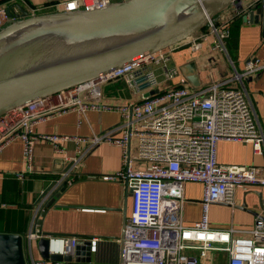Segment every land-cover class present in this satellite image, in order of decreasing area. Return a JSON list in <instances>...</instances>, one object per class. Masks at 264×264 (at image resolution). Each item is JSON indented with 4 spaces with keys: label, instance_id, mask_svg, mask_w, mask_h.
<instances>
[{
    "label": "built area",
    "instance_id": "2783aa9c",
    "mask_svg": "<svg viewBox=\"0 0 264 264\" xmlns=\"http://www.w3.org/2000/svg\"><path fill=\"white\" fill-rule=\"evenodd\" d=\"M19 1L29 15L41 14L44 9ZM120 1L126 0H63L55 11H90ZM256 4L264 8V0H250L242 8L232 3L195 37L139 57L96 80L37 98L0 117V152L16 140L21 143L25 170L16 174L18 180H23L24 173L32 172L37 140L49 143L57 154L64 153L66 144H74V154L60 161L62 168L54 187L40 193L29 217L27 231L23 234L26 264H91L75 261L78 238L46 234L39 229L38 219L52 191L62 183L66 187L74 184L77 178L74 170L100 144L121 149L120 168L101 175L100 180L122 183L130 190V211L119 250V264H202L199 258L204 257L206 245L211 256L203 264H264L262 220L256 219L248 229L233 226L217 229L210 226L208 219L210 205L234 207L238 189L264 186V177L256 167L223 165L216 157L220 141L248 143L254 154L261 153L264 136L242 79L264 69V64L257 59L248 60L241 72L235 71L227 80L192 88L171 63L173 48L185 47L195 52L206 42L210 43L212 52L228 58L226 41L231 23L246 17ZM8 11L0 5V28L19 15V12L9 11V14ZM115 80H121L134 98L122 104L106 101L102 86ZM141 85L146 87L140 89ZM152 90L157 92L143 97ZM68 112L75 113L78 126L88 112H117L120 121L91 137L36 134L38 123ZM81 143L85 144L83 149ZM187 183L200 184L202 190L200 217L190 226L184 225L182 219ZM260 209L258 216L264 217V200ZM40 239L47 240L48 255H67L72 260L35 259L32 243ZM85 241L90 243L89 251L95 252L98 239Z\"/></svg>",
    "mask_w": 264,
    "mask_h": 264
},
{
    "label": "crops",
    "instance_id": "0c3cea01",
    "mask_svg": "<svg viewBox=\"0 0 264 264\" xmlns=\"http://www.w3.org/2000/svg\"><path fill=\"white\" fill-rule=\"evenodd\" d=\"M28 6L44 8L40 13L54 12L63 0H23ZM0 5L10 12H19V7L26 10L19 0H0ZM46 6V7H45ZM47 6H52L47 9ZM210 43L203 44L199 51L175 47L171 52V63L176 66L181 76L187 81L188 76H197L199 88L212 82L227 80L235 72H241L248 60L257 59L264 64V35L260 22L258 24L241 22L238 27L235 46L232 51L217 54L209 48ZM184 49L190 53L184 52ZM175 59H179L175 62ZM243 88L251 103L258 126L264 136V69L242 79ZM102 95L106 101L116 104L127 103L132 95L121 80H115L102 86ZM120 116L117 112H88L81 124H76V115L68 112L54 116L35 127L37 135L58 134L68 137H91L117 125ZM81 149L85 147L80 144ZM74 154V144L65 145V151L57 154L52 146L42 140L34 145L32 172L24 173L23 180L17 175L24 172L21 143L16 140L0 152V232L24 234L27 231L29 217L33 214L41 192H44L61 171V159ZM217 161L223 165L254 166L259 175L264 177V144L261 153L254 154L251 144L244 142L220 141L216 147ZM121 164V149L108 144L98 145L92 153L86 155L74 170L75 183L67 187V192L57 203L75 206L122 208L124 185L122 183L103 182L100 176L116 171ZM42 175L43 177H38ZM50 176V177H44ZM95 177L93 180L87 178ZM56 189V188H55ZM201 185L187 183L184 186L186 203L182 210L183 224L190 226L196 222L201 213ZM51 195V194H50ZM49 195V197H50ZM264 200V186H244L236 191L235 206L212 204L209 207L210 226L227 229L230 226L248 229L253 226L256 214H261ZM130 197L127 201V216L130 211ZM21 211L22 216L8 221V213ZM5 212V215H4ZM12 213V212H11ZM263 215V214H262ZM8 224L11 229H7ZM39 229L46 234H63L84 236L79 240H89L93 236L118 237L122 227V214L118 211H94L78 209H48L41 219ZM12 228L23 230L13 231ZM22 234V235H23ZM67 235V236H69ZM91 236V237H89ZM96 238V237H94ZM120 245L117 239L98 240L95 252L91 254V264H118ZM39 256V255H38Z\"/></svg>",
    "mask_w": 264,
    "mask_h": 264
},
{
    "label": "water",
    "instance_id": "95a60500",
    "mask_svg": "<svg viewBox=\"0 0 264 264\" xmlns=\"http://www.w3.org/2000/svg\"><path fill=\"white\" fill-rule=\"evenodd\" d=\"M250 0H126L103 9L46 12L29 15L19 7L17 19L0 28V117L37 98L96 80L102 75L134 62L139 57L171 48L198 35L232 3L242 8ZM10 14V12L8 11ZM248 23L260 22L264 35V8L253 5ZM193 87L198 77L188 76ZM146 85H141L140 89ZM149 91L143 97L154 95ZM55 179V178H54ZM88 180L95 177L89 176ZM54 187L51 182L44 193ZM68 188L62 183L52 191L39 213L38 224L52 207L94 211H118L122 227L117 239L123 244L130 190L124 187L122 208L75 206L57 203ZM264 222V217L256 214ZM56 235V234H50ZM69 235V234H67ZM63 234L62 236H67ZM72 236V235H69ZM76 238L84 236L76 235ZM91 237V236H89ZM19 233L0 232V264H26ZM40 258L70 262V256L48 255L47 240L36 243ZM90 243L79 240L75 261H91ZM120 263V260H119ZM118 263V264H119Z\"/></svg>",
    "mask_w": 264,
    "mask_h": 264
},
{
    "label": "trees",
    "instance_id": "16d2710c",
    "mask_svg": "<svg viewBox=\"0 0 264 264\" xmlns=\"http://www.w3.org/2000/svg\"><path fill=\"white\" fill-rule=\"evenodd\" d=\"M240 22H241V19H236L230 25V36H229V38L226 41V49L228 51H230V50L232 51L233 45L235 46V42H236V38H237V32H238V27H239ZM38 177H43V176L40 175ZM44 177H50V176H44ZM53 178H56V176H53ZM7 213H8V221L11 220V214L13 216L12 219H15L17 215L19 217L22 216V212L21 211L17 212L16 210H14V211H10V212H7ZM4 215H5V212H4ZM7 229L8 230L11 229L9 224L7 226ZM12 229H13V231H20V232L23 230L22 228H19V229L12 228ZM9 231H7V232H9ZM13 233H15V232H13Z\"/></svg>",
    "mask_w": 264,
    "mask_h": 264
},
{
    "label": "rangeland",
    "instance_id": "374dc122",
    "mask_svg": "<svg viewBox=\"0 0 264 264\" xmlns=\"http://www.w3.org/2000/svg\"><path fill=\"white\" fill-rule=\"evenodd\" d=\"M56 10H59V9H56ZM188 51H187V49H184V52H187L190 55V53ZM178 61H179V59H175V62H178ZM157 80L160 81L161 80V77H158ZM163 86H164V84L161 83L160 84V87L163 88ZM132 148H135V145L134 144H132ZM32 254H33V257L35 259L39 258L38 252H37V246H36V243L35 242L32 243Z\"/></svg>",
    "mask_w": 264,
    "mask_h": 264
},
{
    "label": "bare ground",
    "instance_id": "6f19581e",
    "mask_svg": "<svg viewBox=\"0 0 264 264\" xmlns=\"http://www.w3.org/2000/svg\"><path fill=\"white\" fill-rule=\"evenodd\" d=\"M210 256H211V250H210V249L207 247V245H206V249H205L204 257H200L199 260H200V262L203 264V263L206 262V260H207L208 258H210Z\"/></svg>",
    "mask_w": 264,
    "mask_h": 264
}]
</instances>
